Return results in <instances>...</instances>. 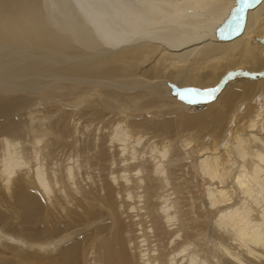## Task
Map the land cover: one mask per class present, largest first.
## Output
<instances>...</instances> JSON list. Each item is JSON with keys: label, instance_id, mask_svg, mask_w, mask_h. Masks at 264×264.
Returning a JSON list of instances; mask_svg holds the SVG:
<instances>
[{"label": "bare ground", "instance_id": "bare-ground-1", "mask_svg": "<svg viewBox=\"0 0 264 264\" xmlns=\"http://www.w3.org/2000/svg\"><path fill=\"white\" fill-rule=\"evenodd\" d=\"M264 0H0V264H264Z\"/></svg>", "mask_w": 264, "mask_h": 264}, {"label": "water", "instance_id": "water-1", "mask_svg": "<svg viewBox=\"0 0 264 264\" xmlns=\"http://www.w3.org/2000/svg\"><path fill=\"white\" fill-rule=\"evenodd\" d=\"M262 44L264 45V38L261 40Z\"/></svg>", "mask_w": 264, "mask_h": 264}]
</instances>
